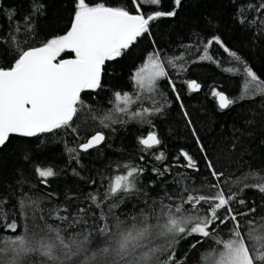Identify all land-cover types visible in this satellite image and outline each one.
I'll use <instances>...</instances> for the list:
<instances>
[{
  "label": "snow or ice",
  "instance_id": "6c2138e0",
  "mask_svg": "<svg viewBox=\"0 0 264 264\" xmlns=\"http://www.w3.org/2000/svg\"><path fill=\"white\" fill-rule=\"evenodd\" d=\"M228 3L234 7V24L250 31L253 43L264 39V0ZM73 5L68 30L33 47L36 21L46 5L30 0L28 13L21 16L0 0V60L8 61L7 66L0 65V152L13 138H22L20 159L29 164L30 140L71 135L74 145L67 139L60 142L71 175L88 189L67 190L62 199L54 191L29 195L37 186L28 182L21 168L11 181L0 180V264H187L191 249L205 239L214 245L201 251L200 264H264V168L253 169L244 159L251 155L245 139L254 137L257 128L264 129V78L220 35L205 40L193 33V40L202 45L197 47L198 61L221 67L220 59L210 54L216 46L228 57L225 63L232 65L222 70L241 78L235 97L212 90L218 109L249 105L243 126L232 130L228 149L229 157L238 149L243 154L230 160L235 167H218L170 74V70L177 77L186 74L185 57L166 56L153 36L154 23L175 19L183 0H172L168 10L162 0H73ZM206 24L214 28L215 17ZM145 36L152 50L129 77L135 90L114 91L109 101L113 107L106 110L89 104L82 94L102 92L106 65L124 57ZM65 52L72 58L58 59ZM162 81L179 103L203 166L184 149L170 162L160 147L163 140L152 118L171 106L161 90ZM184 83L191 92L201 89L196 80ZM145 99L151 102L149 107H143ZM81 117L91 122L89 134L83 136ZM130 123L151 129L137 137L138 161H111L95 176L82 175V155L111 149L113 137ZM260 144L264 146V140ZM146 154L158 164L150 169L154 179L144 183L149 172ZM202 167L205 175L196 184L187 172L201 173ZM33 172L44 188L59 176L51 166L37 165ZM249 190L260 194L259 203L243 195ZM223 228L226 232L221 235ZM190 237L195 239L189 252L177 255L179 244Z\"/></svg>",
  "mask_w": 264,
  "mask_h": 264
},
{
  "label": "trees",
  "instance_id": "16d2710c",
  "mask_svg": "<svg viewBox=\"0 0 264 264\" xmlns=\"http://www.w3.org/2000/svg\"><path fill=\"white\" fill-rule=\"evenodd\" d=\"M42 2L46 5V8L44 15H41L36 21L37 35L31 42L33 47L39 46L51 36L64 34L72 20L73 0H42ZM105 2L113 3L114 0H105ZM29 3L30 0H3V6L6 9L14 7L21 16L28 13ZM162 7L164 10L170 9L172 0H162ZM233 12L234 7L229 5L228 0H183V7L175 19H162L155 22L152 28L153 36L157 39L158 45L163 46L166 56L183 55L185 57L186 74L177 77L172 70H170V74L177 80L181 99L197 134L209 148L210 155L216 160L218 167H235V164L230 163V160L235 161L238 154H243L238 149L237 152L231 153L229 157L228 149L232 141V130L234 127L243 126L249 105L247 103L238 104L224 111L218 109V101L211 95L212 90L224 91L230 97H235L240 91L241 78L222 70L223 67L232 65L225 63L228 57L222 49L216 46H213L210 54L220 59L221 67L211 62L198 61L197 58L200 52L197 51V47L202 49V45L193 40V33H197L200 38L205 40L213 34L220 35L230 49L237 51L258 75L264 78V39L253 43L252 33L241 31L234 24L232 20ZM210 17L216 19L214 28H210L206 24V20ZM151 50L152 45L147 36L141 38L124 57L106 65L104 90L98 94L86 91L82 94V97L89 104L103 110L113 107L109 101L114 91L132 93L135 90L129 77L137 65L145 59L146 53ZM67 57H72V54L62 53L58 59ZM7 64L8 61L0 60V65L7 66ZM186 80H196L201 84V89L197 92H191L184 83ZM160 87L171 103V106L166 108L162 114L152 118L155 129L163 140L160 147L165 151L170 162L173 157L179 154L181 149H184L200 161L201 166H203L201 153L190 128L186 126L179 103L175 100V96L166 81H162ZM150 103L145 99L143 107H149ZM79 126L82 136L89 134L88 130L91 129L90 120L85 122V118L81 117ZM150 130L148 125L140 126L139 124L130 123L113 137L111 149L101 148L99 154L92 152L88 155H82V175L95 176L98 172L103 171L105 165L111 161H127L129 159L138 161L140 152L137 137L146 135ZM62 139H67L69 145L75 144L71 135L64 138L56 137L55 139L48 136L33 138L26 145L30 148L33 157L32 162L24 164L20 159L19 152V146L23 143V139L13 138L12 144L3 152H0V180L11 181L16 174L15 170L21 168L28 177V182L37 186L36 189L29 192V195L36 196L44 192L54 191L59 193L62 199L64 192L67 190L72 192L87 191V186L70 173V165L67 163L68 157L64 151V144L60 142ZM261 140H264V129L257 128L255 136L244 141L245 146L251 150V155H246L244 159L253 169L264 168V146H261ZM145 161L149 168V172L145 173L144 176V183H147L148 180L154 179L150 174V169L158 162L147 154L145 155ZM37 165L51 166L59 170V176L50 182V188H44L37 181L33 172V168ZM173 171H177V169ZM179 171L184 172V170ZM187 175L193 177L196 184H200L205 173L202 167L201 173L189 170ZM167 179L171 181V177ZM208 179L210 180L211 177ZM0 187H3L2 183H0ZM243 195L249 200H256L258 203L261 199L259 193L251 190L246 191ZM225 232L226 228L221 229V235H224ZM194 239L190 237L188 240L182 241L178 246L177 255L189 252V246L194 242ZM213 245V240L205 239L196 249H191L187 257V264H200L201 251Z\"/></svg>",
  "mask_w": 264,
  "mask_h": 264
},
{
  "label": "water",
  "instance_id": "95a60500",
  "mask_svg": "<svg viewBox=\"0 0 264 264\" xmlns=\"http://www.w3.org/2000/svg\"><path fill=\"white\" fill-rule=\"evenodd\" d=\"M67 58H72V57H67ZM64 59H66V58H64ZM224 92V91H223ZM225 93V92H224Z\"/></svg>",
  "mask_w": 264,
  "mask_h": 264
}]
</instances>
